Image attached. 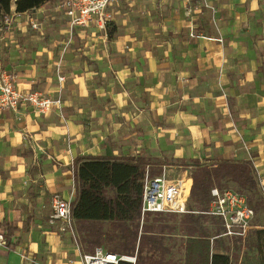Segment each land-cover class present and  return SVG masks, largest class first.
Returning <instances> with one entry per match:
<instances>
[{
  "label": "crops",
  "instance_id": "crops-1",
  "mask_svg": "<svg viewBox=\"0 0 264 264\" xmlns=\"http://www.w3.org/2000/svg\"><path fill=\"white\" fill-rule=\"evenodd\" d=\"M59 1L12 6L8 29L0 18L1 68L20 92L62 101L0 115V233L16 228L0 264H81L75 224L71 235L49 218L54 194L76 196L77 157L145 156L183 169L189 188L183 164L249 161L264 187V0H119L106 43L57 14L62 40L43 18Z\"/></svg>",
  "mask_w": 264,
  "mask_h": 264
},
{
  "label": "trees",
  "instance_id": "trees-1",
  "mask_svg": "<svg viewBox=\"0 0 264 264\" xmlns=\"http://www.w3.org/2000/svg\"><path fill=\"white\" fill-rule=\"evenodd\" d=\"M49 1L0 0V18L9 15L12 6L15 7V13L21 14L37 9ZM108 26H111L110 23ZM107 30L108 38H112L114 29L111 27ZM159 165L157 160L145 156L74 159L72 172L76 196L71 201V218L83 249L92 253L96 247H102L106 251L117 254L122 252L125 255H132L137 251L135 264H178L172 260L174 251L182 258L179 261L181 264H233L228 254L215 251L221 246L219 241L225 240L217 238L222 233L218 219L201 213L178 215L182 217L178 229L184 239L178 248L164 244L163 239L165 234L174 232L176 226L160 220L163 215L174 218L176 214L141 215L145 175H160ZM183 165L190 167L188 177L191 179V186L187 199L189 211H206L213 187L231 189L244 196L247 193V204L254 213L258 206L262 205V200L254 201V196L259 190L251 162L225 160L206 164L194 160ZM205 223L208 225L205 226ZM104 224L109 225V228L105 230ZM4 228L3 235L7 247L14 249L15 245L10 241L16 228L9 224H5ZM253 235L254 242L248 245L256 250L257 256L241 259L237 264H264L260 257L261 251L264 250V230H256ZM246 238L243 241L226 240L241 246Z\"/></svg>",
  "mask_w": 264,
  "mask_h": 264
},
{
  "label": "built area",
  "instance_id": "built-area-1",
  "mask_svg": "<svg viewBox=\"0 0 264 264\" xmlns=\"http://www.w3.org/2000/svg\"><path fill=\"white\" fill-rule=\"evenodd\" d=\"M119 0H60L58 5L67 18L69 29L87 27L90 24L103 33L104 42L108 40V24L111 15L109 6ZM190 2L192 0H186ZM13 19L10 15L2 18L5 29L11 27ZM32 29L37 30L39 24L30 21ZM61 82L63 77H58ZM16 76L7 73L0 64V115L4 111L18 112L21 106L29 108L32 112L46 115L52 110L61 112L62 101L60 98L49 99L37 91L20 92L17 89ZM264 191V187H260ZM71 199H63L59 194L51 198L50 222L60 223L62 232H70L73 235L71 218ZM151 214H176L185 215L201 213L213 217L221 222L222 233L217 236L228 240H244L255 217L254 210L247 204L246 197L231 189L210 190V201L204 212L189 211L187 208V195L179 181L166 179L165 168L160 175L149 177L145 175L142 199L141 215ZM214 239L211 238V241ZM4 235L0 233V246H5ZM136 256L118 255L106 251L102 247H96L92 253L81 255V264H135Z\"/></svg>",
  "mask_w": 264,
  "mask_h": 264
},
{
  "label": "rangeland",
  "instance_id": "rangeland-1",
  "mask_svg": "<svg viewBox=\"0 0 264 264\" xmlns=\"http://www.w3.org/2000/svg\"><path fill=\"white\" fill-rule=\"evenodd\" d=\"M57 10L53 11L54 14H51L50 17L46 16L43 18H45L47 21L53 22V24H55L57 26L56 34L62 40H65L67 38V35H70V30H68V27H67L63 18L62 19L61 18L56 19L57 14H59L60 17L63 15L62 9H57ZM89 26L93 27V25H91V24ZM108 29L110 30L111 26L110 27L108 26ZM44 34L45 33L41 34V36H44ZM182 170L179 168L167 169V170H165V175H166L167 180L179 181L181 183V186L184 189V191L187 195V199H188V194H189V190H190L189 183L185 184V182H183L182 178L180 177L179 173ZM188 176H189V169H188V172H186V177H188ZM258 190H259V192L257 193V195L254 196V201L255 200H257V201L262 200V205L258 206L257 210L255 211V217L251 222V226H250L247 238L244 241V243H242L241 246H238V244H236V243L234 244V242H232L233 240L231 242H229L226 239L225 240L222 239L221 241H219L221 243V246H219L215 249V251L217 250V252L222 251V252H225L226 254H228L231 257L233 264H237V262H239V260H241V259L245 260V259H249V258H253V257L257 256L256 250L254 248H249L248 243L254 242V235H253L254 231L264 230V191H262L260 186H258ZM245 196L248 197V194L245 193ZM160 218H162L160 220L164 221L166 224L176 226V230L174 232L167 233L164 235V237H163L164 244L174 245V246L179 248L180 242L184 240L180 235L181 234L180 230L178 229V226L180 224V220L182 219V217L176 215L174 218H172L169 215H166V216L163 215ZM150 219H151V217H150ZM72 225L74 227V222H72ZM207 225H208V223H205V226H207ZM103 228L106 230L109 228V225L104 224ZM78 236H79V234H78ZM79 245H81V248H82V242H81L80 236H79ZM136 252L137 251H134L132 253V255H125V253H122V252L121 253L119 252V254H122L124 256H136ZM179 252L180 251H178V254H179ZM173 255H174V257L172 258V260H175L176 263L181 264L179 261L182 258L177 255V251H174ZM165 257L167 258L168 256H165ZM260 257L262 258V260H264V250L261 251ZM235 260H237V261H235Z\"/></svg>",
  "mask_w": 264,
  "mask_h": 264
}]
</instances>
